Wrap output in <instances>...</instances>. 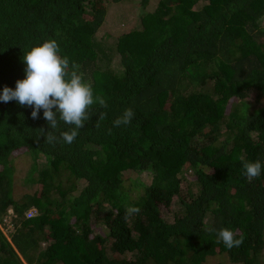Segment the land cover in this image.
Segmentation results:
<instances>
[{"label":"trees","instance_id":"16d2710c","mask_svg":"<svg viewBox=\"0 0 264 264\" xmlns=\"http://www.w3.org/2000/svg\"><path fill=\"white\" fill-rule=\"evenodd\" d=\"M105 1L0 0V91L55 39L108 102L70 145L40 129L71 126L0 102V264H264V171L249 182L239 159L264 165V0H155L109 43ZM221 228L242 245L216 243Z\"/></svg>","mask_w":264,"mask_h":264},{"label":"clouds","instance_id":"9594fccd","mask_svg":"<svg viewBox=\"0 0 264 264\" xmlns=\"http://www.w3.org/2000/svg\"><path fill=\"white\" fill-rule=\"evenodd\" d=\"M59 52L60 47L55 39L45 40L28 50H23L21 59L25 66V75L16 81L15 88L7 85L3 87L0 91V102L15 101L22 107L31 108L33 119H39L42 110L43 117L51 129H57L60 122L71 126L69 130L61 132L59 138L40 129L45 142L52 145L57 142L70 145L75 141L79 130L90 121L92 106L106 109L108 102L103 94L94 93L92 85L77 71L79 66L70 63L69 58L62 57ZM106 115L101 112L98 121L105 120ZM134 115L132 109H125L123 114L112 122L113 127L129 125ZM239 159L241 174L246 176L249 182L261 177L264 165L259 160L250 161L243 157ZM139 211L138 207L128 206L126 217ZM210 231L215 232L216 243L222 242L229 250L243 243L244 238H237L236 233L229 228Z\"/></svg>","mask_w":264,"mask_h":264},{"label":"rangeland","instance_id":"374dc122","mask_svg":"<svg viewBox=\"0 0 264 264\" xmlns=\"http://www.w3.org/2000/svg\"><path fill=\"white\" fill-rule=\"evenodd\" d=\"M105 3L107 8L106 15L101 27L97 30L96 34L97 37H99L103 33H109L105 37L107 43L113 41L114 37L120 34L121 32L131 28L139 27L140 15L142 14L141 11H151L156 4L155 0L148 1L146 5H143V7L140 6L139 2H137L136 0H125L116 3H111L106 0ZM130 4L131 6H129ZM261 22L264 24V15L261 17ZM114 60H116V56H114ZM25 158L26 160H28L29 156H26L25 154L19 156V160L24 161ZM22 164L23 162H19V166H21ZM132 176H135V178L140 179L143 182H148L149 180V177L145 174V172H140ZM83 184L84 180L79 179L77 187L80 188ZM159 206L165 218H169L171 216V212L177 207L174 201H172L168 205L160 203ZM7 226L9 227L11 225L7 222ZM94 227H96V224L94 225ZM98 228L100 229L101 233H105L103 224L101 225V227L98 226Z\"/></svg>","mask_w":264,"mask_h":264}]
</instances>
